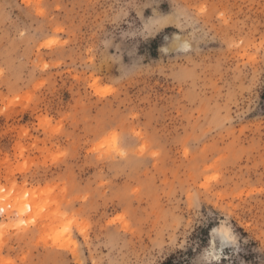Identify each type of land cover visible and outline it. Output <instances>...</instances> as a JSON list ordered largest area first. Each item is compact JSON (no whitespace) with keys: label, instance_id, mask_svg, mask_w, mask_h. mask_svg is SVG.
I'll list each match as a JSON object with an SVG mask.
<instances>
[{"label":"rangeland","instance_id":"374dc122","mask_svg":"<svg viewBox=\"0 0 264 264\" xmlns=\"http://www.w3.org/2000/svg\"><path fill=\"white\" fill-rule=\"evenodd\" d=\"M0 189V264H264V0H0Z\"/></svg>","mask_w":264,"mask_h":264},{"label":"snow or ice","instance_id":"6c2138e0","mask_svg":"<svg viewBox=\"0 0 264 264\" xmlns=\"http://www.w3.org/2000/svg\"><path fill=\"white\" fill-rule=\"evenodd\" d=\"M201 11H204V9L201 8ZM2 191L4 190L0 189V192ZM65 219L67 220V223L63 226L62 232L64 234H67L73 230L72 226L78 223L79 220L75 216L70 220H68L67 216H65ZM117 219H120V218H117ZM110 223H115V221H110ZM81 231H83V228L81 229ZM217 234L219 236L218 242L214 240V242L210 244L209 249H207L205 254L202 256L199 264H210V261L215 260L218 255L216 252L217 247L224 248L227 245H234L236 243L235 235L230 230L224 227L217 228L213 234L214 237H216Z\"/></svg>","mask_w":264,"mask_h":264},{"label":"trees","instance_id":"16d2710c","mask_svg":"<svg viewBox=\"0 0 264 264\" xmlns=\"http://www.w3.org/2000/svg\"><path fill=\"white\" fill-rule=\"evenodd\" d=\"M162 264H181V263L180 262H173L172 258H168Z\"/></svg>","mask_w":264,"mask_h":264},{"label":"bare ground","instance_id":"6f19581e","mask_svg":"<svg viewBox=\"0 0 264 264\" xmlns=\"http://www.w3.org/2000/svg\"><path fill=\"white\" fill-rule=\"evenodd\" d=\"M6 199V198H5ZM17 228V227H16Z\"/></svg>","mask_w":264,"mask_h":264}]
</instances>
